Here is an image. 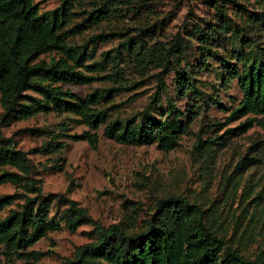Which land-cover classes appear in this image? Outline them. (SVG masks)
<instances>
[{
  "label": "trees",
  "instance_id": "16d2710c",
  "mask_svg": "<svg viewBox=\"0 0 264 264\" xmlns=\"http://www.w3.org/2000/svg\"><path fill=\"white\" fill-rule=\"evenodd\" d=\"M86 1H94L90 9L82 7ZM44 2L0 0V186L11 182L20 190L0 196V212L19 201L5 217L0 216L3 254L10 261L17 258L25 260V264H35L44 252L32 247L47 233L62 229L76 232L81 225L91 223L92 241L76 246L63 264H264V239L252 246L246 238L247 233L253 237L254 230L236 228L232 233L204 203L184 195L155 197L153 209L139 229L129 230L123 221L101 224L87 208L68 196L69 190L45 194L33 159L17 148L14 135L5 136L1 128L3 123L27 120L39 113H70L79 116L87 129L67 133L65 122L60 123L62 131L57 134L45 127L31 128L37 134L52 135L38 151L52 152L64 147L61 137L87 141L97 147L102 126L103 135L117 143H156L160 149L171 151L181 145L182 136L191 131L201 113L214 106L227 109L220 92L235 81L242 97L230 110L227 121L247 117L228 129L227 134L228 138L244 134L260 122L258 116L264 115V10L239 5L251 25L242 18L239 23L226 13L221 0H215L213 16L195 17L197 20H192L185 37L177 32L168 45L161 44L160 55L150 53L148 60L139 37L122 42L124 51L134 53L142 63L162 68L157 77L163 87L162 94L155 92L153 100L140 112L113 117L112 112L118 108L113 102L115 96L136 89L138 84L125 82L121 47L103 52L101 59L94 61L95 46L99 40L106 42L122 33H101L85 44L73 40L106 20L113 7L118 10V1L60 0L52 10H43ZM89 44L93 48L89 49ZM86 59L94 62L86 64ZM109 63L111 71L106 72ZM172 69L175 77L170 92V85L161 74ZM199 71L215 73L217 82L212 93L200 87ZM107 80L113 86L97 88L85 97L66 86ZM175 96L185 99L186 104L179 106ZM223 124L212 122L207 126L214 130ZM203 128L196 133L194 157L207 158L214 145L220 144L218 139L224 137L204 139ZM256 162V157L246 155L238 165Z\"/></svg>",
  "mask_w": 264,
  "mask_h": 264
},
{
  "label": "rangeland",
  "instance_id": "374dc122",
  "mask_svg": "<svg viewBox=\"0 0 264 264\" xmlns=\"http://www.w3.org/2000/svg\"><path fill=\"white\" fill-rule=\"evenodd\" d=\"M116 1L118 10L113 7L112 14L106 20L85 30L73 40L85 44L101 33H122L106 42L99 40L95 46L94 61L100 60L103 52L119 47L123 49L121 43L132 37L133 41L139 37L147 53L145 59L148 60L150 53L160 55L161 44L168 45L177 32L185 37L188 33L186 29L192 28V20H197L195 17L207 18L216 13L215 0ZM93 2L86 1L82 7L90 9ZM221 2L226 6L229 16L239 23L242 18L249 25L251 23L239 11V5L249 10H264V0ZM59 4L60 0H45L41 6L43 10H52ZM91 48L93 47L89 44V49ZM123 58L121 67L125 70V82H136L138 86L130 91H121L115 96L113 102L118 108L112 112L113 117L136 114L153 100L155 92L162 94L163 85L158 82L157 77L162 68L152 63H142L138 56L124 49ZM94 61L86 59L85 63ZM111 66L112 63H109L106 72L111 71ZM197 75L200 87L212 93L213 84L217 82L215 73L199 71ZM161 76L170 85V92H173L175 71L164 70ZM66 86L85 97L95 89L111 87L113 83L107 80L88 85ZM220 97L227 109L214 106L201 113L191 125V131L182 136L181 145L171 151L160 149L156 143H117L103 135L104 126L99 131L101 140L97 147H92L87 141L61 137L64 147L52 152L38 151L37 148L50 141L52 135L37 134L31 128L45 127L57 134L62 131L60 123L65 122L67 133L87 129L79 116L70 113H39L27 120L3 123L1 128L5 136L14 135L17 148L28 152L33 159L45 194H62L69 190L68 196L87 208L93 219L105 226L123 221L127 229H139L144 225L147 214L152 211L155 197L184 195L197 203H204L210 213L213 212L224 220V226L232 233L236 228L240 231L254 230L253 237H249L247 233L246 238L250 245L257 246L264 239V144L258 145L264 143V115L258 116L260 122L255 123L248 132L230 135L228 138L227 130L236 127L247 116L227 121L230 110L238 105L242 97L235 81L220 92ZM174 98L179 106L186 104L185 99L181 100L177 96ZM2 114L0 102V124ZM212 122L224 124L212 130L207 126ZM203 126L204 139L211 136L224 137L222 140L218 139L220 144L214 145L210 156L194 157L192 150L197 140L196 133ZM246 155L256 157L259 162L239 166V161ZM16 191H20L19 186L11 182L0 186V196ZM18 204L19 201H16L5 208L0 216L5 217ZM93 230L94 226L87 223L81 225L76 232L62 229L47 233L32 247L44 252L43 257L34 263L63 264L65 258L73 255L76 246L92 241L90 233ZM2 250L0 247V264H25L23 259L15 258L10 261Z\"/></svg>",
  "mask_w": 264,
  "mask_h": 264
}]
</instances>
